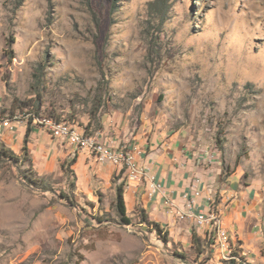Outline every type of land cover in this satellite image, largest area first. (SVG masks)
Returning <instances> with one entry per match:
<instances>
[{"label":"rangeland","instance_id":"374dc122","mask_svg":"<svg viewBox=\"0 0 264 264\" xmlns=\"http://www.w3.org/2000/svg\"><path fill=\"white\" fill-rule=\"evenodd\" d=\"M118 1L0 0V121L166 128L224 181L264 184V0ZM116 196L1 163L0 264H147L159 236Z\"/></svg>","mask_w":264,"mask_h":264},{"label":"crops","instance_id":"0c3cea01","mask_svg":"<svg viewBox=\"0 0 264 264\" xmlns=\"http://www.w3.org/2000/svg\"><path fill=\"white\" fill-rule=\"evenodd\" d=\"M14 126L16 131H5L0 141L17 156H22L27 146L28 158L39 176L71 166L79 193L92 197L95 190L116 194L117 186L125 183L128 217L140 219L143 213L168 234L166 240H152L147 264H166L171 249L179 258L177 264H184L181 260L187 255L191 264H200L206 257L209 260L203 264H264V184L244 183L239 171L224 181L221 169H206L198 163L180 132L144 126L135 133L122 120L103 119L94 136L117 148L137 150L138 164L147 174L142 182L129 184L124 169L98 163L94 154L75 150L47 128L34 122H16ZM153 182L161 186L157 193L152 192ZM211 205L220 213L237 260H224L220 255L217 226L214 230L198 224L196 217L208 213ZM150 233L153 238L157 235Z\"/></svg>","mask_w":264,"mask_h":264},{"label":"built area","instance_id":"2783aa9c","mask_svg":"<svg viewBox=\"0 0 264 264\" xmlns=\"http://www.w3.org/2000/svg\"><path fill=\"white\" fill-rule=\"evenodd\" d=\"M32 119V118H31ZM33 122L39 125V118L34 117ZM47 128L51 133H54V137L67 141L75 150H85L95 155L98 163L106 165L110 164L118 168H122L126 171L127 181L129 184H135L142 182L146 179L147 174L145 170L138 164L137 150L130 147L117 148L111 144L105 143L96 136L87 135L81 131L79 125L76 123H69L68 134H55V127L53 125H42ZM5 131H16L14 124H8L6 121H0V133L3 135ZM161 189V186L152 183V192L157 193ZM199 195V194H198ZM211 201V199H210ZM214 211L216 208L211 205L208 213H203L196 217L200 226L208 225L214 228ZM221 247H223V240H216ZM224 253H236L235 246L234 252Z\"/></svg>","mask_w":264,"mask_h":264},{"label":"trees","instance_id":"16d2710c","mask_svg":"<svg viewBox=\"0 0 264 264\" xmlns=\"http://www.w3.org/2000/svg\"><path fill=\"white\" fill-rule=\"evenodd\" d=\"M115 2V6L114 8H117V3L119 2L118 0H114ZM37 115H39V113L37 112ZM35 115V116H37ZM31 122V121H30ZM33 123V121L31 122ZM29 135V133H28ZM29 137V136H28ZM28 137H26V141L25 143L28 142ZM28 148L27 146L24 147L23 149V154L22 156H17L16 154H14V152H12L11 150L7 149L6 146H4L2 144V142L0 141V164L1 163H5V162H10V161H13L15 163H18V162H21V161H25V162H29L30 163V160L28 158ZM37 176H39L37 173H36ZM29 179L31 181H35L31 176H29ZM124 187H125V183H121L117 186L116 188V211H117V215L118 217L120 218V221L122 223V225L124 226H130L133 224V219L128 217L127 215V209H126V204H125V199H124ZM100 223H102L101 219L99 218L98 220ZM140 223L142 224H145L147 225L151 231L154 233H157V235L163 239V240H166L168 238V234H164L163 231L161 230L160 226L155 224V223H151L148 221V218L143 214L141 213L140 214ZM163 235V236H162Z\"/></svg>","mask_w":264,"mask_h":264},{"label":"bare ground","instance_id":"6f19581e","mask_svg":"<svg viewBox=\"0 0 264 264\" xmlns=\"http://www.w3.org/2000/svg\"><path fill=\"white\" fill-rule=\"evenodd\" d=\"M48 120V119H47ZM48 125H53L55 127V134H68L69 133V123L67 122H52L46 121ZM9 124V123H8ZM214 226H217L218 240H223V247L218 244V250L220 255L224 260H237L235 253H224L234 252V246L232 244L231 237L228 232L223 229L222 219L220 217V213L218 211H214Z\"/></svg>","mask_w":264,"mask_h":264}]
</instances>
